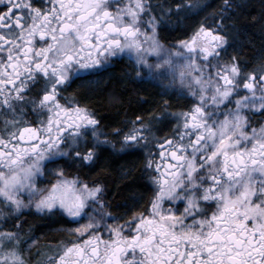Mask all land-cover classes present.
Wrapping results in <instances>:
<instances>
[{
  "label": "snow or ice",
  "instance_id": "obj_1",
  "mask_svg": "<svg viewBox=\"0 0 264 264\" xmlns=\"http://www.w3.org/2000/svg\"><path fill=\"white\" fill-rule=\"evenodd\" d=\"M0 5V219L19 221L24 210L34 208L79 225L70 229L75 240L40 253L38 264H264V60L248 71L235 55L222 58L221 51L229 43V13L239 5L223 0L212 25L199 23L169 47L163 32L213 5ZM122 56L137 79L170 78L186 89L185 99L191 97L186 110H164L173 124L170 136H154L152 128L163 120L153 114L147 120L137 115L109 139L88 107L61 103L71 80H86ZM149 143L158 149L149 148L144 163L150 198L130 218L113 217L106 209L101 183L68 179L62 166L61 158L74 167L95 166L101 146L123 152ZM45 173L54 179L42 187ZM25 235L0 228V264H32L22 245L34 239Z\"/></svg>",
  "mask_w": 264,
  "mask_h": 264
},
{
  "label": "trees",
  "instance_id": "obj_2",
  "mask_svg": "<svg viewBox=\"0 0 264 264\" xmlns=\"http://www.w3.org/2000/svg\"><path fill=\"white\" fill-rule=\"evenodd\" d=\"M168 2L171 3L172 0ZM205 2L212 4L213 7L203 15L186 20L178 28L173 27L163 32V41H173V38L187 39L191 31L201 22L206 26L212 25L214 14L219 10L223 0H205ZM233 2L239 7L229 13L232 18L227 21L229 27L225 30L229 41L226 51L237 57L241 67H258L264 60V0H233ZM112 96L109 97L108 91L102 90L97 93L90 91L87 95V100L97 105L104 119L101 128L106 130V133L113 128L120 129L123 125L121 120L127 114L135 117L150 108L156 109L157 97L153 93H148L142 87L129 85L126 80L119 82L115 90H112ZM141 96H145L147 104H142ZM113 143L119 148L117 140L113 139ZM100 156L101 159L95 166L74 167L70 161L67 162V177L74 179L78 176L88 183H101L104 187L103 203L108 210L125 212L140 206L146 196L144 183H147V177L139 149L121 152L101 146ZM20 222L22 227L32 230L27 231V235L23 238L43 239L40 242L41 247L39 245L35 247L36 257L45 241L54 242L59 239L60 233L57 232V228H70L76 225L75 222L64 217L39 215H25ZM71 238L67 236V242Z\"/></svg>",
  "mask_w": 264,
  "mask_h": 264
},
{
  "label": "flooded vegetation",
  "instance_id": "obj_3",
  "mask_svg": "<svg viewBox=\"0 0 264 264\" xmlns=\"http://www.w3.org/2000/svg\"><path fill=\"white\" fill-rule=\"evenodd\" d=\"M160 3H164L163 0H160ZM0 7H3L0 5ZM173 41H163L162 42L165 45H175L179 42L181 39H186V38H173ZM222 51V58H227L229 56H232L231 53L221 50ZM200 63V61H197ZM244 68V67H242ZM257 67H248V71H253ZM126 80L129 85L137 86V87H142L145 91L148 93H153L157 97V102H156V109H149L146 112H143L142 115L145 120L150 118L153 114L156 116L160 117L163 120V123L157 124L155 127L152 128L153 134L155 137H158L160 139H163L165 136H170L171 135V129L173 127V124L170 120L165 119V113L164 110L167 109L169 112H179L181 110H186L187 106L189 104V100L191 97H188L187 99L184 98L182 93L186 95V89H183L179 81H176L175 84L170 83V78H165L162 80H139L136 78L135 73L133 71V66L131 62L128 60L127 56H122V57H114L111 58L109 63L102 66L99 69L93 70L91 74H87V79L82 80V79H73L70 81L68 85L65 86V90L61 93V96L64 97L65 99L61 100V103H65L67 101L68 104L72 103H78L80 106H86L89 108L90 111L93 112L95 117L100 121V130L104 133L107 131L101 128L102 121L104 120L101 117V113L95 103H91L87 100V95L89 92H94L97 93L98 91H108V96H112V90H115L116 86L119 85V82ZM142 104H147V101L145 99V96H141ZM136 117V116H135ZM135 117H131L130 115H126L125 117L122 118L121 123L123 124L122 127L120 128L121 131H126L130 126H131V121L135 119ZM29 123H32V117H29ZM116 128H113L110 130L107 134L108 137L112 139L113 137V130ZM103 138V137H101ZM89 140H91V137H89ZM63 147V145H62ZM151 148L152 152L155 153L158 151V149L153 147L152 143H149L147 147H140V155L142 158V161L145 163V159L148 156V149ZM66 158H61L62 160V166L65 168V173L67 175L66 171V163H64V160ZM151 171V170H148ZM147 177V176H146ZM43 178V179H42ZM41 180L44 181V184L40 186H47V182L49 180H53L54 177L49 175L48 173H45V176L42 177ZM68 178V177H67ZM39 183V181H38ZM90 185L92 183H89ZM146 189V196L143 198V203L140 206L134 207L132 210L121 212V211H114L112 209L108 210L112 213L113 217H125V218H130L131 215L135 212H142L147 208L148 200L150 198V188L151 185L148 182L147 178V183H144ZM33 213V214H29ZM43 216L47 217V215L40 214L35 211L34 208L24 210V214L21 216L23 218L24 216ZM20 218V219H21ZM66 218V217H64ZM0 219V228L3 229H12L16 231H20L22 233H27L31 232V229H26V227H22L20 220L19 221H14L13 219H7V221H1ZM113 222V221H109ZM120 223H123L124 220L121 219L119 221ZM14 223H19L20 227L19 229H14L13 224ZM25 222H23L24 224ZM78 225V224H76ZM75 225V226H76ZM79 226V225H78ZM75 228L74 226L67 228V227H59L57 228V232L60 233V237L57 241L51 242V241H45L44 246L42 248H39L38 250V257H36L35 254V247L39 245L41 247V241L43 239L40 238H33L34 243H32L30 246H23L26 247L25 251V259L32 261V264H38L39 260L41 259V256L39 255L40 253H48L50 249H55L58 246L62 244H67V236L72 237L70 240H75L76 236L74 233L70 232V229ZM25 239V238H24ZM82 239V238H81Z\"/></svg>",
  "mask_w": 264,
  "mask_h": 264
},
{
  "label": "rangeland",
  "instance_id": "obj_4",
  "mask_svg": "<svg viewBox=\"0 0 264 264\" xmlns=\"http://www.w3.org/2000/svg\"><path fill=\"white\" fill-rule=\"evenodd\" d=\"M165 47H169V45H165ZM103 139V138H102ZM133 150H137V149H140V147H134V148H132ZM42 178V177H41ZM40 178V179H41ZM43 179V178H42ZM69 179V178H68ZM26 210H28V209H26ZM67 218V217H66ZM68 219V218H67ZM1 221H7V220H5V219H2ZM78 225H76V226H74V227H77Z\"/></svg>",
  "mask_w": 264,
  "mask_h": 264
}]
</instances>
